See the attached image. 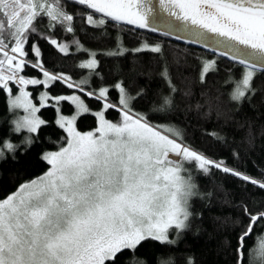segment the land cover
<instances>
[{"label":"snow or ice","instance_id":"1","mask_svg":"<svg viewBox=\"0 0 264 264\" xmlns=\"http://www.w3.org/2000/svg\"><path fill=\"white\" fill-rule=\"evenodd\" d=\"M74 2L92 10L81 13V18L96 29H102L110 19L158 30L149 20L153 9L147 0ZM160 5L170 17L184 22L177 27L200 38L207 37V33L224 38L220 41L227 49L223 54H230L244 66L238 78L231 76L226 80L232 86L229 99L237 104L250 102L257 91L253 87L257 71H264V0H160ZM45 18L49 28L59 25L63 31L75 33L74 16L65 10L61 0H0V89H6L11 97V109L23 108L27 113L13 121L14 133H26L21 143L0 141V159H6L9 154L15 158L21 146L30 147L31 134L46 123L37 115L40 108L32 103L31 93L20 88V94L13 95L9 82L47 86L57 80H70L44 70L39 60L40 48L35 44L31 47L35 62L25 59L28 56L25 45L33 34L48 40L61 53H68V44L58 43L39 32L37 21ZM73 43L78 50L88 52L79 40L74 39ZM125 51L128 50L118 43L116 51L106 54L117 56ZM131 51L162 53V47L145 42ZM90 56L79 67L90 70V75H98L96 53L91 52ZM26 63L39 68L44 79L18 76ZM214 66L215 61L202 62L201 83L215 70ZM161 76L168 83L169 93L159 94L153 110L166 112L174 105L173 94L177 89L166 66ZM88 83V79L79 82L80 85ZM68 87L73 84L68 83ZM113 87L119 93L122 120L111 122L104 118L103 111L97 112L100 126L94 132L81 133L75 128L77 117L89 111L79 96L51 97L57 102L71 101L76 108L73 116L61 115L56 121L68 134L66 146L43 155L42 159L50 166L43 175L21 184L0 199V264H115L117 255L125 250L131 254L126 264H147L136 256L143 242L153 240L175 245L190 226L189 201L197 193L191 174L184 168L185 162L194 163L205 173L213 167L220 169L264 189V180L230 169L222 161L216 162L186 146L181 130L154 126L144 113L134 111L133 101L143 95L142 89L133 96L122 81ZM108 92L109 88L100 87L96 98L106 101ZM87 95L93 96L94 92L89 91ZM48 99L47 93L41 94L42 107ZM213 99L219 102L218 96H207L205 100L209 111ZM113 107L111 103H103L105 110ZM201 107L196 104L197 109ZM253 139L250 134L249 142ZM173 154L181 160L170 159ZM241 207L249 222L238 237L237 264L245 261L264 264V239L249 249L247 259L245 256V240L264 221V211L253 214L247 205ZM173 230L176 239L170 236ZM157 264H176V258L161 255L157 257ZM186 264L195 262L187 257Z\"/></svg>","mask_w":264,"mask_h":264},{"label":"trees","instance_id":"2","mask_svg":"<svg viewBox=\"0 0 264 264\" xmlns=\"http://www.w3.org/2000/svg\"><path fill=\"white\" fill-rule=\"evenodd\" d=\"M61 3L74 16V34L63 31L59 25L55 29L49 28L46 18L38 20L37 26L44 36L68 44L67 55L40 35L33 34L25 45L28 53L25 59L35 62L31 47L37 45L44 70L70 77L67 82H73V87L69 88L64 80L47 86L29 84L25 87L12 81L9 87L13 94L18 93L20 88H27L39 103L41 91L51 95L77 91L91 109L101 110L105 102L120 107L119 93L113 86L122 81L133 96L143 90V95L133 101V108L136 112L144 113L149 122L181 130L183 142L192 150L216 162L222 161L230 169L264 180V71L258 70L253 81L256 95L250 102L237 104L229 99L232 86L226 80L231 76L238 78L243 65L170 37L110 19L102 29L93 28L81 18V13L92 10L71 0H61ZM74 39L79 40L85 49L96 53L98 67L95 72L98 75H90V70L79 67L90 53L78 50ZM145 42L160 44L162 53L131 51ZM118 43L128 51L123 55H107L117 50ZM209 60L215 61V70L210 71L205 82L201 83L202 62ZM165 66L177 91L173 94V107L166 112H157L153 107L158 104L159 94L169 93L168 83L161 76ZM22 74L29 79L43 76L39 68L27 63ZM83 79H88L89 83L80 85ZM77 86L83 87L84 91ZM100 87L109 88L106 101L96 98ZM89 91L94 95H87ZM189 91L191 95L185 97L184 93ZM205 94L219 97L218 103L213 99L211 111L205 103ZM197 103L202 105L200 109L196 108ZM74 108L67 100L40 107L38 114L46 123L37 133L31 134V146H21L15 158L9 154L6 159H0V199L48 170L49 165L42 159L43 155L59 149L67 140V132L56 122L58 112L68 114ZM103 112L112 121H118L121 117V111L116 107L103 109ZM12 117L7 90L0 89V141L10 140L20 144L26 133L13 132ZM76 125L82 131L95 128L97 116L94 112H84L77 117ZM212 133L217 135L213 136ZM250 134L254 137L251 143ZM189 164L197 193L189 201L192 212L189 228L180 235L175 245H163L153 240L143 242L136 250V256L147 261V264H157V257L169 254L176 258V264H186L187 257H191L195 264H237L238 237L249 222L241 205H247L253 214L264 211V189L220 169L213 167L205 173L194 163ZM261 239H264V221L259 222L253 229V235L245 240L246 259L249 249L257 247ZM130 255L127 250L123 251L117 255L115 264H126Z\"/></svg>","mask_w":264,"mask_h":264},{"label":"water","instance_id":"3","mask_svg":"<svg viewBox=\"0 0 264 264\" xmlns=\"http://www.w3.org/2000/svg\"><path fill=\"white\" fill-rule=\"evenodd\" d=\"M147 3L153 9L152 14L149 16V20L152 23V25L158 29L157 31H152L151 27L139 28L136 25H130L125 22H120V23H124L126 25L136 27L138 29L148 30L154 33H158L170 37L178 42L186 43L188 45L198 47L200 49L209 51L213 54L225 57L229 60L239 63L238 61L233 60L230 54L229 55L223 54L225 51H227L225 45L220 43V41L224 39L223 37H218L213 33H207V37L205 38L197 37L192 32L184 30L181 27H177L178 25H182L184 22L176 20L175 17H170L168 13L160 5V0H147Z\"/></svg>","mask_w":264,"mask_h":264},{"label":"rangeland","instance_id":"4","mask_svg":"<svg viewBox=\"0 0 264 264\" xmlns=\"http://www.w3.org/2000/svg\"><path fill=\"white\" fill-rule=\"evenodd\" d=\"M149 44V43H148ZM141 46V45H140ZM139 46V47H140ZM87 49V48H86ZM88 51H89V53H91V52H93L92 50H90V49H88ZM89 59H91V56L89 55V57L87 56L85 59H84V61H82V63L83 62H85V61H87V60H89ZM95 59L97 60V58L95 57ZM242 71H243V69H242ZM50 73V72H49ZM51 74V73H50ZM31 79H39V80H43L44 79V77L42 76V77H36V76H32L31 77ZM67 83H72L73 85H74V83L73 82H67ZM77 87H80L81 88V86H77ZM23 90L24 91H26V92H30L31 93V91L30 90H28L27 88H23ZM43 93H47V95L50 97V99H48L47 101H46V104H50V103H52V102H54L55 104H57L58 102L57 101H55L54 99H51V97H57V96H71V95H77V96H79L83 101H84V103H85V105L88 107V109H89V111L88 112H94V113H97V112H101V111H103V109H101V110H94V109H91L90 107H89V105L86 103V101H85V99L82 97V95L79 93V92H77V91H73V92H70V93H66V94H61V95H51L50 93H48V92H45V91H41V92H39V95L41 96V94H43ZM20 94V92H18V93H16V94H13V95H19ZM40 96H39V101H40ZM10 99H11V97L9 96V105H10ZM30 99H31V101H32V103L34 104V105H36L37 107H41V101L39 102V103H36V101L33 99V97H32V95L30 96ZM74 107H75V105H74ZM115 107L116 108H118V109H120V107H118V106H116L115 105ZM10 111H11V113H12V122L14 121V120H16V119H19V118H21V117H23V116H25L27 113L25 112V110L23 109V108H18V109H11L10 108ZM75 112H76V108H74V110H73V112H71V113H68V114H65V113H63V112H61L60 110H59V112H58V116H57V119H58V117L59 116H67V117H71V116H73L74 114H75ZM37 115L39 116V114L37 113ZM97 116V115H96ZM121 117H120V119L118 120V121H112V120H109L108 118H106L105 117V115H104V118L106 119V120H108V121H111V122H119V121H121L122 120V117H123V113L121 112V115H120ZM40 117V116H39ZM41 118V117H40ZM42 119V118H41ZM43 120V119H42ZM77 120V119H76ZM152 125H154V126H161V125H163V126H168V125H166V124H161V123H153V122H150ZM100 126V121H99V117L97 116V126L95 127V128H92V129H89V130H85V131H82V130H79L78 129V127H77V125H76V121H75V128H76V130L77 131H79V132H81V133H87V132H94V131H96V129L98 128ZM98 134V133H97ZM165 134H167V133H165ZM67 136H68V134H67ZM63 146H66V143L63 145ZM60 149V148H59ZM59 149H57V150H54V151H58ZM54 151H48V152H54ZM48 152H46V153H48ZM45 153V154H46ZM170 159H172L173 161H180L181 160V157H177L176 155H171L170 156ZM190 162H185L184 163V168L187 170V173H190L191 174V171H192V167H191V165L189 164ZM50 167V166H49ZM196 168H198V166H196ZM44 174V173H43ZM42 174V175H43ZM192 177V176H191ZM193 182V181H192ZM170 236L173 238V239H176V237H175V235H174V230L173 231H170Z\"/></svg>","mask_w":264,"mask_h":264},{"label":"built area","instance_id":"5","mask_svg":"<svg viewBox=\"0 0 264 264\" xmlns=\"http://www.w3.org/2000/svg\"><path fill=\"white\" fill-rule=\"evenodd\" d=\"M19 75H21V73H18V76H19ZM15 83H16V82H15ZM16 84H17V83H16ZM18 85H19V84H18ZM20 86H22V85H20Z\"/></svg>","mask_w":264,"mask_h":264}]
</instances>
